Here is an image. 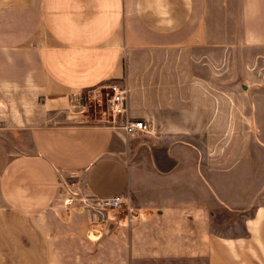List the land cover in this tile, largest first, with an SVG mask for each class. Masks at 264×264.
Segmentation results:
<instances>
[{
  "label": "crops",
  "instance_id": "obj_1",
  "mask_svg": "<svg viewBox=\"0 0 264 264\" xmlns=\"http://www.w3.org/2000/svg\"><path fill=\"white\" fill-rule=\"evenodd\" d=\"M220 28L264 47V0H0V215L44 232L69 174L140 214L109 264H264V181L229 174L219 140L206 151V77L193 57ZM113 83L127 90L128 117L151 129L139 146L107 125L67 124ZM0 225L27 238L23 225ZM31 252L21 242L14 256L28 264Z\"/></svg>",
  "mask_w": 264,
  "mask_h": 264
},
{
  "label": "rangeland",
  "instance_id": "obj_2",
  "mask_svg": "<svg viewBox=\"0 0 264 264\" xmlns=\"http://www.w3.org/2000/svg\"><path fill=\"white\" fill-rule=\"evenodd\" d=\"M232 32L234 29L220 28L219 34L210 38V46L193 57L196 61L193 71L206 77L208 127L202 128H206V148L208 140L212 142L206 151L215 154L224 146L226 156L232 160L229 174L252 173L257 177L253 181L256 187L264 181V47L234 44L236 37ZM158 58L161 57H151ZM94 96L95 100L91 95L81 99L67 124H99L100 97ZM208 130L214 131L216 141ZM129 137L136 139V146L142 142L137 134ZM126 151L120 153L123 159L133 155L132 149ZM116 212L100 210L82 179L63 174L58 199L46 213L44 232H37L31 218L0 215V222H14L27 230V238L22 239V234L16 237L0 227V241L9 248L3 253L0 250V264L22 262L14 256L19 254L21 242L28 249L33 247L28 264H109L112 248L117 253L122 251L129 234L125 228L136 219L127 223L124 209Z\"/></svg>",
  "mask_w": 264,
  "mask_h": 264
},
{
  "label": "built area",
  "instance_id": "obj_3",
  "mask_svg": "<svg viewBox=\"0 0 264 264\" xmlns=\"http://www.w3.org/2000/svg\"><path fill=\"white\" fill-rule=\"evenodd\" d=\"M96 93L100 99L97 101L101 117L98 119L99 124L107 125L113 129L121 130L127 135L150 134L151 129L146 123L140 120H132L128 117V96L124 86L113 83L101 87ZM103 100V101H101ZM97 207L102 211H109L116 214V211L124 209V220L132 223L133 218L140 217L129 205V199L125 195H116L108 198H95Z\"/></svg>",
  "mask_w": 264,
  "mask_h": 264
}]
</instances>
